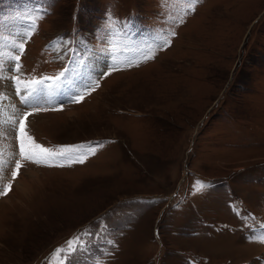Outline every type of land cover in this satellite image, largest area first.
I'll list each match as a JSON object with an SVG mask.
<instances>
[{
  "label": "rangeland",
  "instance_id": "rangeland-1",
  "mask_svg": "<svg viewBox=\"0 0 264 264\" xmlns=\"http://www.w3.org/2000/svg\"><path fill=\"white\" fill-rule=\"evenodd\" d=\"M7 53L21 70L6 60L0 79V120H15L0 131V264H68L76 237L72 264H264V0H0ZM66 66L71 91L41 92L57 102H16L9 77ZM34 107L36 143L102 146L23 159L14 128Z\"/></svg>",
  "mask_w": 264,
  "mask_h": 264
},
{
  "label": "snow or ice",
  "instance_id": "snow-or-ice-1",
  "mask_svg": "<svg viewBox=\"0 0 264 264\" xmlns=\"http://www.w3.org/2000/svg\"><path fill=\"white\" fill-rule=\"evenodd\" d=\"M37 15H40L39 11H37ZM28 31L22 34L18 35H27L31 36L32 32L35 31V22L34 20L28 24ZM172 35H175V32L171 33ZM63 44L67 45L68 41H62ZM109 43H113L112 41H109ZM168 43H171V41L165 42V46H167ZM11 46L13 48L18 47L20 52L23 53L24 51V44L20 43L17 45L14 41L11 43ZM69 51L75 52V49H69ZM144 59H150L151 56H145ZM15 61V68L14 71L19 73L21 70V65L19 63L20 56L19 55H11L10 53L7 54H0V79H5V77L2 75V72L5 68V61ZM73 70L69 69L67 66L59 72L54 77H40L39 79L33 77L29 80H22L20 76L13 75L9 77L13 81V83L16 86V94L20 96V102L24 105H28L30 100L37 94L38 91L42 92L43 89H38L36 86L42 85L46 80H52V81H59L62 78L66 77V74H71ZM108 73H105L107 75ZM21 85H23L24 88V94L21 95L22 89ZM52 85H48V87H51ZM0 99H6V97L0 93ZM83 96L76 97V100H82ZM13 108H15V105H13ZM31 115V113L25 112L24 117L19 120V127H18V134L17 139L19 140V149H20V155L23 157V159L32 161L34 163L40 164V163H47L49 159L53 157H64L69 159L70 162H76V163H83L86 156L79 157L75 160L72 159L71 153L78 152L82 149H86L87 153L90 155H94L96 152V147H101L102 145L97 144L96 147H92L90 145H63L60 146L59 152H54L51 149L45 148L42 145L36 143L33 138L28 135L26 131V120L27 117ZM7 124H15V120L13 117L9 116L7 120H0V126L7 125ZM27 141V143H26ZM2 163V162H0ZM21 168V163L19 160L16 161V169L12 172L13 178H15L18 174V170ZM2 170V169H0ZM197 184L200 185V188L197 189V191H200L203 188H206L207 185L203 184L201 181H197ZM10 189V185H5L4 191L0 192V195H6L8 190ZM85 236L92 235L91 233H84ZM260 242L264 243V235L260 236ZM68 249L70 251H67L65 253V258L68 262V264H72V256L79 251L86 250V246L84 241L81 239V237H76L75 240H69L68 242ZM109 243H111L109 241ZM56 251H63L61 249H57Z\"/></svg>",
  "mask_w": 264,
  "mask_h": 264
},
{
  "label": "bare ground",
  "instance_id": "bare-ground-1",
  "mask_svg": "<svg viewBox=\"0 0 264 264\" xmlns=\"http://www.w3.org/2000/svg\"><path fill=\"white\" fill-rule=\"evenodd\" d=\"M95 54V53H94ZM89 57V56H88ZM87 60V58H85V60L83 61V63H82V65L84 64V62ZM102 63V59L101 58H99L98 60H90L89 61V63L87 64V66H88V68L91 70V71H93V72H98L100 69H101V64ZM82 65L81 66H79L78 68H76V70L75 71H77L78 72V70L82 67ZM70 69V68H69ZM82 74V73H81ZM82 77H83V75H82ZM79 79V77H78V75L77 74H75V75H73V77L71 76V74H66V77L63 79V81L62 82H58V83H55V84H52V86L51 87H48V86H45V85H38V86H36L38 89H43L44 91H46V90H49V89H52V88H54V87H57V86H62V89L64 88V86L63 85H68V86H70L72 83H73V85H74V82L75 81H77ZM71 81L70 83L71 84H68V83H66L67 81ZM66 83V84H65ZM66 88V87H65ZM71 88H72V86H70L69 87V90L68 91H71ZM91 88V87H90ZM21 89H22V92H21V95H23L24 94V89L22 88V86H21ZM63 94H65V92L64 93H62V94H60V95H63ZM67 94V93H66ZM44 95H46V96H49V95H47V94H44ZM60 95H58L57 96V98L54 100V99H47V98H41V92L40 91H38L37 92V94L30 100V102H29V104L28 105H30V107H31V102L34 104V106H37L39 103H45V101H48L50 104H52V103H55V102H57L58 101V98L60 97ZM39 96H40V98L41 99H39ZM35 97H37V98H35ZM19 98H20V96H19ZM18 101H16L20 106H28V105H24V104H22L21 102H20V100L19 99H17ZM10 108V107H9ZM39 110H41V107L39 108V107H34V108H31V116H32V114H34L35 112H38ZM22 114H20V116H21ZM24 115V114H23ZM30 116V115H29ZM6 128V126L4 125H2V127L0 126V131H2V130H4ZM34 133L36 134V130H34ZM17 134H18V129H16V128H14V133H13V136H14V151H15V154H16V152H18V150L20 151V149H19V140L17 139ZM8 141V140H7ZM7 148L9 149V152H8V154H6V155H8L9 157H12V154H13V152H12V147H11V143L10 142H8L7 143ZM8 156H7V158H8ZM3 157H6V156H3ZM2 158V157H1ZM14 161H15V159H14ZM3 162V161H2ZM3 173V172H2ZM5 174H6V172H5ZM3 175L4 174H2L1 175V173H0V177L2 178V180H3Z\"/></svg>",
  "mask_w": 264,
  "mask_h": 264
}]
</instances>
